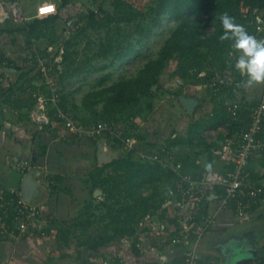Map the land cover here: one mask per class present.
<instances>
[{
	"label": "trees",
	"instance_id": "obj_1",
	"mask_svg": "<svg viewBox=\"0 0 264 264\" xmlns=\"http://www.w3.org/2000/svg\"><path fill=\"white\" fill-rule=\"evenodd\" d=\"M72 1L61 0L57 12L34 18L31 22H26L24 26L17 29L3 28L0 23V33L13 35L16 32L21 33L28 48V55L22 60L19 57L12 58L1 52L0 62H2L3 67L21 70V73L15 83L9 84L10 87L7 92L3 90V94L0 95V102L6 93L7 96L3 102L16 104L17 101H20L24 103L22 106L31 110L34 106L33 92L40 88L47 93L44 85L33 82L34 79H38L39 82L42 79L39 72H34L37 50L45 55L51 54L54 50L59 43L56 28L61 19L60 10ZM92 1L98 4V11L89 8L87 12H80L77 20H67V27L69 28L67 30L70 35H67L62 44V59L56 61L59 49L55 52L56 55L51 63L54 64L56 70H62L58 66L59 64L66 67L62 72L63 77L83 75L92 70L104 73L96 78L93 88L84 94L80 103H76L73 97L74 91L61 93L60 106L81 125L108 122L115 127L118 126L123 130L124 137L135 136L138 139V146L136 151L132 152L122 149L123 154L113 158L109 163L96 165L89 171L86 182L92 189V193L95 189H101L102 194L99 197L92 195L80 215L72 219H65L58 224L54 220H49L46 225L35 229V235L41 238L55 239L59 247L62 244L58 242L69 246L71 243L70 236L76 234L75 229L81 228L82 234L86 236L79 241V246H85L86 250L98 251L97 256L102 254L101 259L97 262L99 264L107 257L103 248L112 242H121L123 239H132V251L139 256L141 241L138 230L140 226L146 223L145 217L149 215L151 218L157 214V221L159 222V218H163L168 209L176 210L173 204L165 205L171 198L174 200L171 191L177 190L176 174L165 169L159 163L139 157V152L147 151L146 146L149 139L145 133L142 134L138 131L141 122H135L140 117L142 120L147 119L150 113L154 111L156 98L162 92L161 76L167 71L171 60H178V67L173 75L177 74L176 78L183 82L181 88L175 91L178 102L181 104V96L195 97L200 101L196 95L184 92L185 86L191 82V79L209 91L212 102V108L205 116L191 117L185 135L184 133H176L177 130L173 128L166 137V144L162 148L173 150L178 147L179 153L176 151V159L184 163V170L194 175H202L203 171L200 170L201 167L197 162L198 156L189 153L186 148L192 147L197 141L204 145L206 152L211 156L213 144L208 143L203 138V133L206 130L217 129L227 124L229 135H231L232 131L237 129L241 132L251 123V109L258 104L259 100L249 105L241 102L237 113L232 114L228 110L229 104L218 97L221 92L229 91V96L234 98L235 89L241 88L240 85L246 78L235 68L239 54L231 47L232 42L221 43L219 40V36L223 34L220 16L227 12L235 17L236 22L243 25L249 34H253L256 31L255 26L259 16L254 14L252 10L256 7L259 10H264V0H155L154 4L146 9L143 7V0H110V4L114 7L113 10L104 9L108 0ZM241 5L249 6L251 9L247 18L241 12ZM166 19L175 20L176 24L157 53L149 57L135 75L120 77L111 81L113 77L111 69L119 62L139 54L141 47L138 46L144 45L162 27ZM213 26L214 29L210 31L209 29ZM92 31L97 34V39H93L94 34H91L92 36L89 34ZM15 39L16 36L13 40ZM42 40H44L43 42L47 41V47L42 48L40 45ZM84 40L87 41V47L93 45L97 40L98 49L92 57L85 59L81 67L73 68L74 65L78 64L73 58L74 53L78 55L75 47ZM50 47L53 49L50 50ZM46 57L48 56L46 55ZM92 59H98L103 64L92 65ZM225 70L232 72L233 82L214 89L212 87L214 75ZM5 73V71H0L2 77L6 75ZM16 93H20L19 99L16 102L10 101ZM16 105L18 106V103ZM242 119H247L248 124L244 126L245 122ZM123 121L130 126L119 125ZM1 127L2 125H0ZM56 130L54 124L43 129L47 133L45 143L40 138L43 131L34 132L36 138L34 139L39 144L36 152L37 158L46 154L47 143L50 139L55 138ZM157 132L155 131V135L158 136ZM79 139L82 140L75 134L64 138L66 142L69 140L75 142ZM93 139L95 140V138ZM112 140H114V145L120 141L117 138ZM141 144L144 145L141 146ZM149 145L155 148L152 151L162 149L160 147L156 149V144ZM249 171L250 177L256 180L250 169V164ZM52 180L51 185L54 186L53 183L58 178ZM147 188L151 189L149 194L144 193ZM51 190H54V187H51ZM213 191H216V194L220 196L223 189L222 187H215ZM211 192L212 190L209 191V193ZM209 200L210 197L207 195L204 201ZM206 211L207 207H204L200 213L194 216V219L198 222L201 221ZM42 231L45 232L44 235L41 234ZM172 238L167 242L171 243ZM181 244L183 245V243ZM187 248L188 246L185 245L184 249ZM121 258L115 257L114 260H111V264H123ZM160 261L158 263L162 264L163 260ZM185 263L186 256L184 253L181 264ZM254 263L263 264L264 255L256 259L255 262L251 261L244 264Z\"/></svg>",
	"mask_w": 264,
	"mask_h": 264
},
{
	"label": "crops",
	"instance_id": "obj_2",
	"mask_svg": "<svg viewBox=\"0 0 264 264\" xmlns=\"http://www.w3.org/2000/svg\"><path fill=\"white\" fill-rule=\"evenodd\" d=\"M39 1L41 2H38L33 7L35 12H31L30 8L29 12L25 13L22 10L21 0H0V23L3 25V22L6 21L5 23L12 26V24H15L18 21V15H21L19 22L23 20V22L25 21L28 23L34 18L46 16L50 12H57L61 3V0ZM37 8L40 12H37ZM19 9H21V11ZM260 13L262 15L264 10H261ZM2 34L4 33H0V35ZM9 35L10 37L12 36V34ZM43 41L44 40H42V44L45 43L46 45L47 41ZM2 43L0 42V46H2ZM9 49V47L4 49L3 52L5 55L11 56L12 58L18 57V55L13 56V52ZM27 55L28 52L26 50V54L22 52L19 59L22 60L27 57ZM7 71L8 72L5 73V76L2 77L0 75V89H2L0 90L2 91L0 95L3 94V90L7 92V89L10 87L9 84L15 83L21 73V71L15 69H9ZM246 80L247 77L243 80L242 84ZM38 81V79L33 80L35 84H38ZM201 88L206 91L204 86H201ZM263 88L264 85H252L247 88L241 87L235 89L234 98L229 96V91L221 92V95H218V97L226 101L227 104L242 102L249 105L260 99ZM207 93L210 100L211 95L208 90ZM6 96L7 95L5 93L3 100L0 102V125H2L0 128V184L6 188L21 191L23 175L18 169V165L16 164L17 162L15 161L26 159L27 162H29L28 165L30 167L33 161H29V158L34 159L33 157L35 156V166L40 169L36 175V179L41 185L42 192L35 198L33 203L40 206L42 214H44L48 219V223L49 220H54L58 224L65 219H69L68 217L70 216L75 217L85 209L88 199L92 198V195L94 196L96 190L95 189L92 193V189L89 184H87L86 178L88 177V173L91 169H93L96 165H101L98 160L99 142L101 140H105L106 145L110 148L113 146L112 148L116 152L119 145H114V143L112 145L111 141L106 137H102L100 139L95 138V140L93 138H85L82 140H76L75 142L71 140L66 142V140H56L54 138L48 141L46 154L37 158L36 152L38 151L37 149L39 144H37L35 141L36 138L34 137V132L37 128L32 120H30L33 108L29 110L28 107L22 106L24 103L20 101H17L18 106L16 105L17 103L12 104L10 102L7 104L6 102H3ZM19 97L20 93H16L10 101L16 102ZM197 97L201 101H198L197 107L199 108L205 104V97L201 95ZM211 103L212 102L210 101V104ZM181 108L184 109V105L182 102L181 104L177 102L176 107L173 109V113L171 114V116H174V119L172 120L176 124L178 123L176 114H179L177 111ZM197 110L194 111V115L197 114ZM245 120L242 119V121L245 122L244 126L248 124L247 119ZM41 133L40 138L45 143L47 133L44 131ZM204 133L206 134V138L204 135L203 138L208 143L213 144L212 149L218 146L220 147L226 143L227 138L224 132L220 133L215 130H206ZM239 133L240 131L237 129L236 131L231 132L230 137L234 138V142L231 145L232 149L225 156H209V153L206 152L204 145L197 141H195V145L188 147L187 151L189 153L198 156L197 162L201 167L200 170L203 171L202 174H225L232 168L233 154L237 147ZM216 134H218V136H216ZM174 150L178 151L179 148L176 147ZM250 169L254 178L264 184V157L252 160L250 163ZM212 171H214V173H212ZM54 178H58V180H56V182L53 183L54 186H52L51 181H53L52 179ZM51 187H54V190H51ZM67 190L71 191L70 198H72V201L70 202L67 196H65V191L67 192ZM36 199L41 200L36 201ZM217 200L218 199H212V201L209 202L212 210H214ZM66 204H69V206L66 207ZM71 206L74 209L73 211L70 210ZM175 209L176 210L173 208L168 209L167 214L163 218H159V222L157 221L158 215L155 214V216H152L154 222H149L145 219L147 225L144 223V225L140 226L139 229L141 241L139 256L135 255L132 248L125 253H113H115V255L119 258L122 257L121 259L125 264H129L128 261L131 262V260H133V255L137 261L135 264H145L147 262L150 264H159V260H161L160 262L163 260L162 264H181L184 254V246L181 243L172 244L167 241L170 240L171 237L177 236L178 231L184 226H190L193 224L195 225V228L198 226L199 222L194 219L195 214L190 210H179V208ZM67 215L69 216L66 217ZM29 241H31L30 243H32V245L34 244L36 253H34L33 250L29 251L27 249L26 254H23L21 257L14 260V245H12L11 248L8 246L5 252L2 250L4 253H1L0 249V254L4 256V259L8 257L9 261H12L13 264H50L53 262L51 260L52 255H55V251L58 249L55 239L50 237L41 238L38 237V235L33 234L17 244L27 243ZM164 241H166V244L163 243ZM81 246L83 249L79 246L77 248L72 247L69 250L72 254L73 252L78 254L77 249H82V253L79 252L80 255L85 258V261H88V264H91V260L93 258L91 255L98 253V251L93 252L92 254V251L84 249L85 246L83 245ZM152 248L154 250H152ZM198 250L202 257L201 264H236L235 262L241 258V255L248 258L251 257L252 254L258 256L254 259L248 258L245 261H241L240 259L238 264H244L251 261L255 262L256 259H259L262 255H264V204L253 206L252 209L243 217L236 215L235 211L232 209H224L220 211L214 224L200 239ZM57 251L59 252L58 255H60V253L62 254L59 249ZM12 253L13 257L11 256ZM32 254L37 255L33 256V258L36 257L35 259L29 258ZM150 255H157V260H155L153 256L152 259H148ZM80 257L81 256H77V259H80ZM97 257V260H92V264H97V262L101 259V255ZM145 257H147V261H145ZM21 258H24L23 263H21ZM85 263L86 262H83L82 264Z\"/></svg>",
	"mask_w": 264,
	"mask_h": 264
},
{
	"label": "built area",
	"instance_id": "obj_3",
	"mask_svg": "<svg viewBox=\"0 0 264 264\" xmlns=\"http://www.w3.org/2000/svg\"><path fill=\"white\" fill-rule=\"evenodd\" d=\"M240 9L243 16L247 18L251 12L250 7L241 5ZM252 12L259 16V23L255 26L256 31L251 35H254L257 39H264V13L261 15V10L257 7ZM213 29L214 26L209 30L212 31ZM51 49L52 47H50ZM53 65L49 57L37 50L36 70L42 77L40 84L47 89V93L40 88L33 92L34 106L31 120L37 130L43 131L44 128L54 124L57 129L56 140H64L72 134L86 139L106 137L109 140L111 139L112 143L114 142L112 139L117 138L120 140L117 144L124 151H136L138 139L135 136L124 137L123 130L118 126L115 127L108 122H98L97 124L84 126L77 122L69 112L61 108L59 79L62 70H56ZM4 68L2 62H0V71H4ZM233 78L231 71H219L212 79V87L216 89L218 86L229 85L233 82ZM239 108V102L231 103L228 106V110L232 114H236ZM52 111L54 112L52 113ZM250 117L251 123L239 133L237 147L233 154L232 168L225 174L203 173L202 175H194L184 170L182 161H177L174 149L162 148L152 152L141 151L138 153L142 159L159 163L165 169L176 174L177 190L171 191L174 200L171 198L167 205L173 204L179 210H190L195 215L200 213L201 209L207 207L206 214L203 215L197 227L194 228L195 225L193 224V226H184L178 231V235L171 240L172 244L183 243L184 246H188L186 250L184 249L185 264H200L202 257L198 250L199 241L214 224L220 211L232 209L236 215L243 217L253 206L264 204V184L253 180L249 171V164L254 158L264 157V134H262L264 131V88L258 104L251 109ZM209 130L224 132L227 138L226 143L222 146L212 149V155L221 157L228 154L232 149L231 145L234 138L230 137L227 124ZM15 162H17L20 172L22 174L26 173L29 162L26 159ZM215 187H222L223 192L220 196H217V203L214 210H212L209 205L210 201L204 200L209 195V191L214 190ZM145 219L154 222L149 215ZM47 223L48 219L42 214L39 205L25 201L20 190L9 189L0 184V241L12 240L19 243L35 234V229ZM44 233V231L41 232L42 235ZM163 243L166 244V241ZM115 257L117 258L116 255H107L99 264H111V260H114ZM5 261L6 264H11L7 257ZM123 264L125 263L123 262Z\"/></svg>",
	"mask_w": 264,
	"mask_h": 264
},
{
	"label": "rangeland",
	"instance_id": "obj_4",
	"mask_svg": "<svg viewBox=\"0 0 264 264\" xmlns=\"http://www.w3.org/2000/svg\"><path fill=\"white\" fill-rule=\"evenodd\" d=\"M38 2H41V1H39V0H21V6H22L23 12L28 13L30 8H31V12H35L33 7ZM154 2H155V0H143L144 9L148 8L150 5H153ZM38 8H37V12H40L38 10ZM89 8H92L95 11L96 10L98 11V4L94 3L92 0H73L69 5H67L66 7H63L60 10L61 19L59 20V23L57 24V28H56L57 36L59 38V43L56 45V47L51 52V54H46L51 61L54 59V57L56 55L55 52L58 51L59 49H60V51H58V56L56 58V61H60L62 59V54H63V45L62 44H63L64 40L66 39L67 35L68 36L70 35L69 31L67 30V29H69L67 27V20L68 19H71L72 21L77 20L78 14L80 12H87ZM104 9H108V10L114 9V7L110 4V0L106 1ZM19 10L21 11V9H19ZM69 16H70V18H68ZM17 17H18V21L16 23L14 22L15 24H12V26H10V25H8V23H5L6 21H4L2 27L5 28L7 26V27H12V28L17 29L18 27L24 26L25 25L24 23H26L25 21L23 22V20H22L21 22H19V19H21V15H18ZM13 18H14V16H13ZM175 24H176L175 20L166 19L163 22L162 27L159 28L157 30V32L150 39H148L146 41V43H144V45L138 46V47H141V52L139 54L132 56L127 60L119 62L118 65H116L115 67H113L111 69L113 71V77H112L111 81L119 79L120 77H128V76L135 75L141 69V67L147 62L148 58L151 56H154L157 53L158 49L162 46V44L164 43L166 38L169 36L171 29H173L175 27ZM65 28H66V30H65ZM62 32H63V34H62ZM89 34L90 35L94 34L93 36L91 35L93 37V39L98 38L97 34H95L93 31L90 32ZM0 36H1L0 42L1 43L3 42L2 46H0V54H1V52L4 51V49L6 47L10 48L9 50L11 52H13V54H12L13 56L18 55V57H19L20 55H22V52L25 54H26V50L28 52V48L25 45V41H24L21 33L16 32L14 35L12 34V36H11L12 38H15V36L19 37V38H16L15 40H13L10 37L9 33H4ZM98 44L99 43L97 42V40L90 47L89 46L87 47V41L86 40L78 43V45L75 47V50L77 51L78 55L76 53L73 54V58L78 62V64L74 65L73 68L81 67L84 64V61L86 58L92 57L94 52H96L98 49ZM40 45H43V48H45L48 46V43L46 45H45V43L40 44ZM90 48H91V50H89ZM87 50H89V51H87ZM91 63H92V65H95V66H99L98 64H100V65L103 64V62L98 60V59H96V60L92 59ZM58 66L60 67V69H62V72L66 68L62 64H59ZM177 67H178V60L173 59L170 61L167 71H165L162 74V76H161V85H162L161 91L162 92L156 98V101H155L156 107H155L154 111L150 113V115L148 116L147 119L142 120V118L140 117L139 118L140 121L135 120L136 123H137V121L141 122V123H139L140 127H139L138 131L142 134L145 133L149 139L148 145L146 146L147 147L146 150L148 152L149 151L152 152V150L155 149L153 146H150L149 144H156L157 145L156 149L159 147L160 148L164 147V145L166 144V137H167V135H169L172 132L173 128H175L177 130V132L183 133L185 131V128L187 127V125L191 121L192 115H190L186 111V109H182V108L177 111V113H179V114H176V119H178V121H177L178 123L176 124L172 120V119H174V116H171V114L173 113L172 111H173V109H175L176 103L178 102L177 96L175 95V91L179 90L181 88V86L183 85V82L181 80H178V78H176L177 74L173 75V73H174V71H176ZM36 68L34 70L35 73H37ZM6 69L7 68H4V71L8 72V71H6ZM7 70H9V69H7ZM103 73L104 72H101L98 70H92V71L86 72L83 75L66 76V77H63V73H61L60 79H59L61 93L63 94V92L74 91L73 97H74L76 103H80L84 94L93 88L96 78L99 77ZM179 81H181V82H179ZM38 83H40V82L38 81ZM199 87L201 88V85L196 84L194 82V80L191 79V82H189L184 88V92H189L192 95H196V96L201 95V96L205 97L204 98L205 104H203L202 106H200L198 108L196 115L193 114L194 118H199V117L205 116L206 112L208 113L210 108L212 107V103L210 104V100H209L207 91H204V90H202V88L200 89ZM122 124L124 126L125 125H128V127L130 126L125 121L121 122V124H119V125H122ZM222 130L224 131V129H222ZM155 131H158L157 132L158 136L155 135ZM184 135H185V132H184ZM203 135L206 138V134L204 133ZM111 144H112V142H111ZM143 145L141 144V146H143ZM151 147H153V148H151ZM188 147L186 149H188ZM158 150H160V149H158ZM117 152L118 153H117L116 157H118L120 155V152H121V154L124 153L122 148L119 146L117 148ZM178 153H179V150H178ZM212 173H214V171H212ZM215 175H217V174H215ZM150 192H151V189H148V188L145 189V191H144L145 194H149ZM65 196H67L69 202L72 201V198H70V196H71L70 190H67V192L65 191ZM40 200L41 199H36V201H40ZM78 200H79V198H78ZM168 201L165 203V205L168 204ZM68 206H69V204H66V207H68ZM70 210L71 211L74 210L72 206L70 207ZM98 212H99V210H98ZM78 215H80V214H78ZM78 215H76V216H78ZM68 216L69 215H67L66 217H68ZM68 218L72 219L74 217L70 216ZM159 227H158V229H159ZM139 232L140 231L138 230V233ZM75 233H76L75 235L70 236V241H72V242L69 246H66L63 243L58 242L59 244H62L59 247L58 244L56 243L57 248L59 249V251L62 252V254L60 253V255H58L59 252L57 251L58 249L56 248L57 250L55 251V255L53 254L52 258H51V260L53 262L50 264H82L83 262H86L85 264H88V261H85V258H83V256L80 255V253H82V251H83L82 250L83 247L81 245H80V248H82V249H77L78 254H76V252H73V254H72L71 251L69 250L72 247L73 248L79 247V245H78V244H80L79 241L84 239V237L86 236V235L82 234L81 228L75 229ZM91 233H93V231H91ZM35 237H37V236H35ZM131 241H132V239H130V240L124 239L121 242H112L108 246L103 248V250H105L104 253H105V255L106 254L107 255H115V253H113V252H116V253L128 252V250H130V248H131ZM30 242L31 241H29L27 243L17 244L18 242H14L12 240L0 241L1 253H4L6 251V249L8 248V246L11 248L12 245H14V257H13V253L11 254V256L14 258V260L21 257L23 254H26L27 249L29 251L33 250V252L36 253L35 248H34V244L32 245V243H30ZM36 244H38V243H36ZM51 245H55V244H51ZM84 249H86V248L84 247ZM152 250H154V249L152 248ZM90 251H92V250H90ZM93 252L94 251H92V254H93ZM34 255L37 256L36 254H32V255H30L29 258H33ZM68 256H70V257H68ZM77 256H81L82 258L80 257V259H77ZM101 256H102V254H101ZM152 256L155 258V260H157V258H158L157 255H150L148 257V259H152ZM91 257H93L92 258L93 261L95 259L96 260L98 259L97 255L95 253H94V255H91ZM35 258L36 257H34L33 259H35ZM48 258H49V255H48ZM39 259H42V258H39ZM92 260H91V264L93 263ZM23 261H24V258H21V263H23ZM145 261H147V257H145ZM45 262H46V255H45ZM128 262H129V264H135L137 262L135 256L133 255V260H131V262L130 261H128ZM12 264H13V262H12Z\"/></svg>",
	"mask_w": 264,
	"mask_h": 264
},
{
	"label": "clouds",
	"instance_id": "obj_5",
	"mask_svg": "<svg viewBox=\"0 0 264 264\" xmlns=\"http://www.w3.org/2000/svg\"><path fill=\"white\" fill-rule=\"evenodd\" d=\"M220 20L223 34L219 36V40L221 43L226 41L232 42L231 47L239 54L235 68L241 75L247 77V80L240 86L247 88L252 85H264V39H257L254 35L249 34L246 28L237 23L235 17L229 15L227 12L220 16ZM257 23H259V18H257ZM100 138L102 137L98 139ZM32 160L30 159L29 161ZM217 196L216 191L212 190L209 193V201L217 199Z\"/></svg>",
	"mask_w": 264,
	"mask_h": 264
},
{
	"label": "water",
	"instance_id": "obj_6",
	"mask_svg": "<svg viewBox=\"0 0 264 264\" xmlns=\"http://www.w3.org/2000/svg\"><path fill=\"white\" fill-rule=\"evenodd\" d=\"M182 104L184 105L185 109L188 111L190 115L194 114L195 108L198 105V100L195 97H189V96H181L180 97ZM117 152L111 147H108L106 145L105 140H101L99 142L98 146V160L101 164L109 163L111 160L116 157ZM33 162L31 167L26 171V173L23 175L22 182H21V195L23 199L27 202H33L35 198L42 192L41 185L39 181L36 179V175L40 171L38 167L35 166V159L36 157H33ZM102 194L101 189L95 190V197ZM256 256L255 254H252L251 257H248L249 259H254ZM246 258L244 255H241V261H245ZM7 259H9L7 257ZM236 258V264H238V261ZM0 264H6V261L3 259V255L0 254Z\"/></svg>",
	"mask_w": 264,
	"mask_h": 264
}]
</instances>
